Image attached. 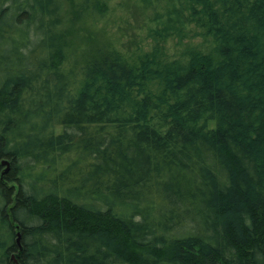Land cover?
I'll return each mask as SVG.
<instances>
[{
	"label": "trees",
	"instance_id": "trees-1",
	"mask_svg": "<svg viewBox=\"0 0 264 264\" xmlns=\"http://www.w3.org/2000/svg\"><path fill=\"white\" fill-rule=\"evenodd\" d=\"M146 1L0 0V264H264V0Z\"/></svg>",
	"mask_w": 264,
	"mask_h": 264
},
{
	"label": "rangeland",
	"instance_id": "rangeland-1",
	"mask_svg": "<svg viewBox=\"0 0 264 264\" xmlns=\"http://www.w3.org/2000/svg\"><path fill=\"white\" fill-rule=\"evenodd\" d=\"M83 0H61L62 14L70 18L74 12V7ZM163 6V4H161ZM159 6V7H161ZM108 9L105 14H95L81 16L74 19L72 24L77 27L79 35L77 41H83L86 37H92L95 43L97 41L116 42L119 47L128 50L137 47H148L150 42L149 29L155 25L152 21L154 9L146 0H107ZM173 39V38H171ZM192 40V37L186 41ZM199 38L195 37L194 41ZM176 40L169 42L170 47H175Z\"/></svg>",
	"mask_w": 264,
	"mask_h": 264
},
{
	"label": "water",
	"instance_id": "water-1",
	"mask_svg": "<svg viewBox=\"0 0 264 264\" xmlns=\"http://www.w3.org/2000/svg\"><path fill=\"white\" fill-rule=\"evenodd\" d=\"M1 162H2L3 164H6V167L3 169V171H4V170H7V169L9 168V164H10L9 160H7L6 158H3V159H1ZM20 238H21V234H20V232L18 231V232H17V236H16L15 241H17V245H18L19 249L21 250L22 245H21V240H20ZM12 256H13L15 262H17V259L15 258L14 254H13ZM17 263H18V262H17ZM18 264H20V263H18Z\"/></svg>",
	"mask_w": 264,
	"mask_h": 264
},
{
	"label": "flooded vegetation",
	"instance_id": "flooded-vegetation-1",
	"mask_svg": "<svg viewBox=\"0 0 264 264\" xmlns=\"http://www.w3.org/2000/svg\"><path fill=\"white\" fill-rule=\"evenodd\" d=\"M18 246V245H17ZM22 249V248H21ZM20 249H19V247H18V251H19ZM18 251H16L15 253H13L14 254V256H15V258L17 259V262H18V257H19V252ZM13 254H11L10 255V259H11V261H12V264H18L17 262H15V260H14V258H13Z\"/></svg>",
	"mask_w": 264,
	"mask_h": 264
}]
</instances>
